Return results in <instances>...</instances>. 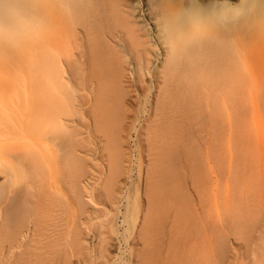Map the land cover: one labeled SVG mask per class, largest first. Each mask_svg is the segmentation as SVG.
<instances>
[{
	"label": "bare ground",
	"instance_id": "1",
	"mask_svg": "<svg viewBox=\"0 0 264 264\" xmlns=\"http://www.w3.org/2000/svg\"><path fill=\"white\" fill-rule=\"evenodd\" d=\"M258 27L255 53L238 34ZM263 60L264 0H0V264L86 261L108 250L107 226L118 254L130 219L144 264L160 197L185 195L175 189L188 184L196 133L222 114L224 89L259 90L232 71ZM81 86L88 93L78 98ZM68 90L79 120L61 114ZM49 125L72 132L78 148L67 136L74 147L53 160L55 135L39 133ZM31 134L35 160L16 147ZM138 146L147 168L135 178ZM98 214L100 233L89 225Z\"/></svg>",
	"mask_w": 264,
	"mask_h": 264
},
{
	"label": "rangeland",
	"instance_id": "2",
	"mask_svg": "<svg viewBox=\"0 0 264 264\" xmlns=\"http://www.w3.org/2000/svg\"><path fill=\"white\" fill-rule=\"evenodd\" d=\"M234 1L236 0H231V2ZM258 28L238 34V37L244 41L246 49L255 53L261 50L255 47L253 42V36L261 34L260 27ZM242 43L234 44L236 52ZM232 72L243 74L245 77L249 76L248 78H256L261 83L259 90L255 93L246 89L242 95H233L224 89L222 114L217 116L212 125H206L208 128L204 127L205 131L202 130L204 133L202 131H199L201 134L196 133L198 141L194 148L191 176L186 181L188 184L183 185L185 189L182 185L175 189V191L184 192L185 195L177 199L179 192L176 195L177 193L172 194L167 191L168 196L176 195V197L171 195L175 202L167 201L166 199L171 197L167 198L166 194L160 197L159 205L163 204L156 213L155 232L152 240L146 245L144 264H264V60L261 63L249 65L239 63ZM81 87H79L80 90L78 89L79 95L80 92L81 95L84 92L83 95L86 96L88 93L86 90L89 87H86L87 89ZM144 92L140 91V94H146ZM78 93L68 90L65 94L61 112L65 121L66 118L74 119V115L75 120L80 118V112H77L75 107L80 102L75 100ZM149 98L153 99L152 94ZM143 99L140 97L141 101ZM47 127L42 126L39 133L45 135L43 136L45 138L51 130L49 134L55 135L56 141L52 144L53 146L49 145L50 156L53 160L61 159L72 149L71 145L74 147L73 144H70V147L67 145L75 136L69 131H57L50 125ZM67 136L72 139L68 138L67 147H64ZM31 137L33 138L32 134ZM58 137L61 139L59 140ZM76 140L77 136L73 141L74 144ZM16 147L23 151L25 149V152L28 151L29 154L26 156L35 160L37 146L34 138L28 141L21 139ZM142 147H133V151L131 150L132 159L135 158L132 164L135 175L139 170H143L145 165L147 168ZM76 148H78L77 144L73 150ZM88 155L92 160V154ZM25 178L23 176L18 178L19 186L26 183ZM172 185L176 188L177 184L169 183V189L173 187ZM135 186V184L132 185V195L135 194ZM172 189L173 192L174 189ZM98 208L106 211L103 206ZM122 210L125 212L124 208ZM102 215L94 216V219L89 222L90 231L98 230L99 233L102 231L104 214ZM131 222L130 219L128 223H122L120 236L126 235L129 242L122 243V249L118 254L110 245L114 231L107 226L108 250L100 255L87 256L86 261H80L83 255L79 256L75 253L72 257L74 263L138 264V257L133 250L134 240L131 237V231L126 230ZM95 232H91L90 239L98 244L99 239L94 237ZM21 261L20 259L19 263Z\"/></svg>",
	"mask_w": 264,
	"mask_h": 264
}]
</instances>
